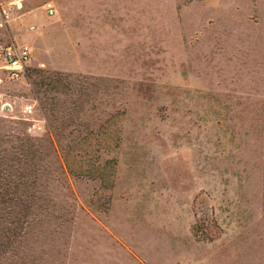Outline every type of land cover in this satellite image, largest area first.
Masks as SVG:
<instances>
[{
	"label": "rangeland",
	"instance_id": "rangeland-1",
	"mask_svg": "<svg viewBox=\"0 0 264 264\" xmlns=\"http://www.w3.org/2000/svg\"><path fill=\"white\" fill-rule=\"evenodd\" d=\"M13 1L0 45L31 56L0 84V131L60 144L0 264H264V0ZM85 135L96 150L66 160H114L110 186L64 167L59 145Z\"/></svg>",
	"mask_w": 264,
	"mask_h": 264
},
{
	"label": "trees",
	"instance_id": "trees-1",
	"mask_svg": "<svg viewBox=\"0 0 264 264\" xmlns=\"http://www.w3.org/2000/svg\"><path fill=\"white\" fill-rule=\"evenodd\" d=\"M23 73V72H22ZM45 74V75H44ZM22 75V74H21ZM30 75L34 77H48L52 79V89L60 83L59 72L33 69ZM36 84V81L33 82ZM37 93V91H34ZM41 106V105H40ZM2 119V117H0ZM21 120V119H18ZM23 121V120H21ZM54 121V120H52ZM25 122V121H24ZM54 123V124H53ZM68 123L56 121L47 125L54 136L58 130L66 128ZM95 131H98V127ZM92 131L88 130L90 134ZM263 154H262V188L264 203V112H263ZM88 140L85 135L79 140L62 143L64 167L71 174H81L110 186L114 171V160L85 158L84 165L76 168L67 162L66 156H76L81 151L90 152L97 148L96 141ZM60 144L46 137H30L26 134H7L0 131V262L5 256L13 255L19 245V240L26 226L31 222L42 206L38 202L41 191V175L44 173V158L54 149L53 145ZM75 149V150H74ZM99 150V149H98Z\"/></svg>",
	"mask_w": 264,
	"mask_h": 264
},
{
	"label": "built area",
	"instance_id": "built-area-1",
	"mask_svg": "<svg viewBox=\"0 0 264 264\" xmlns=\"http://www.w3.org/2000/svg\"><path fill=\"white\" fill-rule=\"evenodd\" d=\"M43 10L46 15H53L55 12L53 4L50 1L43 3ZM30 56L31 50L27 44L7 42L0 45V68L3 71V76L0 77V84L3 80L13 81L18 79L21 76L24 67L29 63ZM15 105L16 102L14 100L7 102L1 101L0 95V116L12 117L10 112L13 110ZM31 111L32 105L30 103L22 104L18 119L27 120V116L31 113ZM30 129V127L27 128V131Z\"/></svg>",
	"mask_w": 264,
	"mask_h": 264
},
{
	"label": "bare ground",
	"instance_id": "bare-ground-1",
	"mask_svg": "<svg viewBox=\"0 0 264 264\" xmlns=\"http://www.w3.org/2000/svg\"><path fill=\"white\" fill-rule=\"evenodd\" d=\"M14 4L17 5V4H19V3H18V1H14Z\"/></svg>",
	"mask_w": 264,
	"mask_h": 264
},
{
	"label": "crops",
	"instance_id": "crops-1",
	"mask_svg": "<svg viewBox=\"0 0 264 264\" xmlns=\"http://www.w3.org/2000/svg\"><path fill=\"white\" fill-rule=\"evenodd\" d=\"M20 5L19 4H17V7H19Z\"/></svg>",
	"mask_w": 264,
	"mask_h": 264
}]
</instances>
